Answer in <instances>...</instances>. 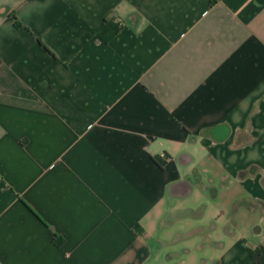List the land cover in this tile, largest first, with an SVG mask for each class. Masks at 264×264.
Listing matches in <instances>:
<instances>
[{
  "label": "crops",
  "instance_id": "crops-1",
  "mask_svg": "<svg viewBox=\"0 0 264 264\" xmlns=\"http://www.w3.org/2000/svg\"><path fill=\"white\" fill-rule=\"evenodd\" d=\"M259 245L264 0H0V264Z\"/></svg>",
  "mask_w": 264,
  "mask_h": 264
},
{
  "label": "trees",
  "instance_id": "trees-1",
  "mask_svg": "<svg viewBox=\"0 0 264 264\" xmlns=\"http://www.w3.org/2000/svg\"><path fill=\"white\" fill-rule=\"evenodd\" d=\"M116 31L115 30L112 32V34ZM250 256L252 257V259L256 262H258L261 258L264 257V245H259L256 248H254L251 253Z\"/></svg>",
  "mask_w": 264,
  "mask_h": 264
}]
</instances>
